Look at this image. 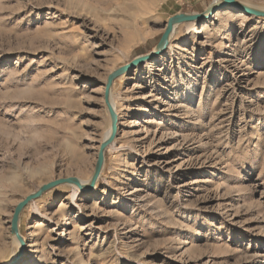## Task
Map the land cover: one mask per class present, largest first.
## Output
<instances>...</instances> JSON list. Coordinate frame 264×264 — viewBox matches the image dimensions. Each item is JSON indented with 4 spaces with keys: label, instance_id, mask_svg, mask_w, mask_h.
<instances>
[{
    "label": "rangeland",
    "instance_id": "374dc122",
    "mask_svg": "<svg viewBox=\"0 0 264 264\" xmlns=\"http://www.w3.org/2000/svg\"><path fill=\"white\" fill-rule=\"evenodd\" d=\"M178 13L207 17L114 80L95 186L27 204L17 251V204L93 176L108 76ZM0 264H264V16L217 0H0Z\"/></svg>",
    "mask_w": 264,
    "mask_h": 264
},
{
    "label": "water",
    "instance_id": "95a60500",
    "mask_svg": "<svg viewBox=\"0 0 264 264\" xmlns=\"http://www.w3.org/2000/svg\"><path fill=\"white\" fill-rule=\"evenodd\" d=\"M224 5H235L239 7L242 11L247 12L249 14H253L256 16H264V11H259V10H254L252 8H249L243 4H237L235 0H224ZM205 17H207L206 14H186V13H178L172 17L169 18L166 29L164 33L162 34V37L157 44V48L152 51L149 54L139 56L132 60L130 63L118 68L117 70L113 71L109 76L107 83L105 84V92H104V100L107 106V109L109 111L110 117H111V133L109 137L103 141L100 144L99 152H98V157H97V165L94 171V174L92 176L91 181L89 182L88 185L83 186L79 178L77 177H66V178H58L56 180L50 181L44 185H42L37 191L29 194L26 196L21 202L17 204L15 207L13 217L11 220V232L16 233L18 240L20 241L22 247L25 246V243L23 241V237L19 233V220L21 216V212L25 208L27 204H29L31 201L41 197L44 192L50 190L51 188H54L60 184L68 183V184H74L77 185L79 188L84 189H92L100 174L103 169L104 163H105V152L107 147L114 141L117 131H118V114L113 106L112 100H111V88L113 85V82L115 79H117L119 76H121L123 73L128 71L129 69H132L139 64L144 63L146 60H149L150 58L161 54L168 46L169 41H170V36L171 33L174 30L175 25L183 23V22H193L196 20H203Z\"/></svg>",
    "mask_w": 264,
    "mask_h": 264
},
{
    "label": "bare ground",
    "instance_id": "6f19581e",
    "mask_svg": "<svg viewBox=\"0 0 264 264\" xmlns=\"http://www.w3.org/2000/svg\"><path fill=\"white\" fill-rule=\"evenodd\" d=\"M235 1L236 2L238 1L237 4H241L242 3L243 5H245V6L249 7V8H252L254 10L264 11V6L255 5V4H253V3L249 2V1H243V0H235ZM223 3H224V0H222V1L221 0H217V5H220V4H223ZM232 6H235V5H232ZM176 26H178V24L175 25L174 30L171 33L170 38L173 36V33L175 32ZM112 103H113V106L115 107V103H114L113 100H112ZM115 109H116V107H115ZM110 133H111V125H110L109 129L106 131V133H105V135L103 137L102 142L105 141L109 137ZM91 179H92V176L89 179L88 178L87 179L79 178V180L81 181V183L83 184V186L88 185L89 182L91 181ZM64 184H67V183H64ZM73 186H74L75 189L79 190V187L77 185H73ZM19 233L21 234L20 228H19ZM12 235H13L14 240L16 241L17 251H18L19 248H20V245H21L19 243L20 241L18 240L16 233H12ZM15 254H16V252L14 253V255ZM14 255H13V257H14Z\"/></svg>",
    "mask_w": 264,
    "mask_h": 264
}]
</instances>
